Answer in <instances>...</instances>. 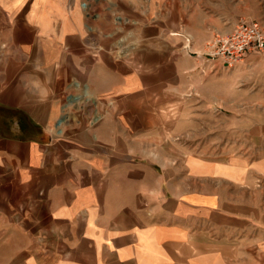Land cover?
<instances>
[{
	"label": "crops",
	"instance_id": "0c3cea01",
	"mask_svg": "<svg viewBox=\"0 0 264 264\" xmlns=\"http://www.w3.org/2000/svg\"><path fill=\"white\" fill-rule=\"evenodd\" d=\"M215 1L0 0V264H264L262 157L200 146L217 110L264 139Z\"/></svg>",
	"mask_w": 264,
	"mask_h": 264
},
{
	"label": "rangeland",
	"instance_id": "374dc122",
	"mask_svg": "<svg viewBox=\"0 0 264 264\" xmlns=\"http://www.w3.org/2000/svg\"><path fill=\"white\" fill-rule=\"evenodd\" d=\"M215 2L219 4L218 0H216ZM222 6L229 7L228 10L232 13L239 12L241 14L239 19L245 18L247 20L257 22L264 28V18H263L264 10H262V8L264 9V0H246V5H245L246 8H244L242 4L238 5L237 3H232L229 5L226 3V5H222ZM123 31H124L123 28L119 27L120 38L122 36H125V32ZM208 41L204 43V49L206 48ZM257 56L260 58L257 64H259L260 67L259 82L261 83L262 92H263V99L260 101L263 102L264 105V56L258 54ZM255 111L256 110L254 108L253 109L248 108L247 115H251L252 117H254V115L256 114L258 118L259 117L258 109L257 112ZM239 115L241 114L238 113L237 116ZM245 117L246 116L233 118L232 116L230 117L229 115L223 114L222 111L219 112V110L215 111V114L213 116L207 114L206 112L200 114L198 116V119L200 120L199 130H202L204 136H206V133L211 134L208 138H204L202 140L201 142L202 144L200 143V146L206 145L205 144L206 142H211L215 146L217 152L231 151V152L247 154L248 156L251 155L254 158L257 157V159H260L262 157L261 159H263V163H264V139H261L257 146H255V144H253L252 141L249 142L248 140L245 141L244 139H238V135L240 134V132L238 133V131L242 130L239 125H242L245 122L239 123L236 120L239 119L243 120ZM261 117L263 119L262 124L264 131V106L262 108ZM247 119L249 120L250 117H247ZM246 124L248 127L250 123H246ZM228 125L231 128V131H227ZM199 132L201 134V131Z\"/></svg>",
	"mask_w": 264,
	"mask_h": 264
},
{
	"label": "built area",
	"instance_id": "2783aa9c",
	"mask_svg": "<svg viewBox=\"0 0 264 264\" xmlns=\"http://www.w3.org/2000/svg\"><path fill=\"white\" fill-rule=\"evenodd\" d=\"M249 53L264 56V28L257 22L241 18L229 32L215 33L202 56L233 68Z\"/></svg>",
	"mask_w": 264,
	"mask_h": 264
}]
</instances>
